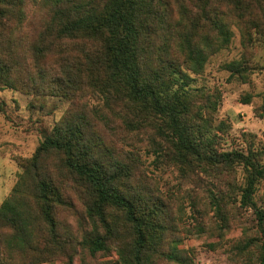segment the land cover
Returning <instances> with one entry per match:
<instances>
[{
  "label": "trees",
  "instance_id": "1",
  "mask_svg": "<svg viewBox=\"0 0 264 264\" xmlns=\"http://www.w3.org/2000/svg\"><path fill=\"white\" fill-rule=\"evenodd\" d=\"M31 2L40 13L39 26L37 20L25 21L27 0H0V84L17 85L26 63L19 51L25 47L43 81L42 65L50 59L61 62L52 90L75 99L78 108L69 110L45 137L25 164L14 193L0 206V264H41L56 258L73 264L76 245L91 256L114 250L117 264H152L150 251L161 237L157 219L162 214L136 189L134 171L121 159H134L143 145L163 156L156 135L169 143L174 159L190 168L198 164L218 176L242 166L246 184L241 203L256 209L264 236V211L254 202L257 186L264 180V146L248 154L218 153L210 121L202 117L195 123L204 109L214 110L217 102L208 97L205 106L198 107L187 72H203L209 57L228 47L226 15L247 20L263 40L264 0ZM30 27L40 30V40L18 44L21 36H17L22 31L27 34ZM252 37L249 41L255 42ZM227 69L243 70L238 62L229 63ZM33 89L40 92L43 87L35 84ZM149 131L151 135L140 138ZM50 155L58 156L60 167L82 187L77 191L87 201L91 229L81 240L59 228L57 212L66 211L69 202L45 165ZM212 201L224 216L215 194ZM117 213L136 235L132 249L121 244ZM262 249L264 264V242ZM169 258L179 262L175 255Z\"/></svg>",
  "mask_w": 264,
  "mask_h": 264
},
{
  "label": "rangeland",
  "instance_id": "2",
  "mask_svg": "<svg viewBox=\"0 0 264 264\" xmlns=\"http://www.w3.org/2000/svg\"><path fill=\"white\" fill-rule=\"evenodd\" d=\"M27 2L25 21L37 20L36 26H39L40 13L31 7V0ZM223 20L230 33L228 47L210 56L203 72L187 71L192 78V91L197 96L196 105L204 107L208 97L217 102L214 110L204 109L195 123L201 122L202 117L210 121V136L218 153L248 154L249 150L264 146V35L260 40L261 34L257 35L247 20H239L234 14L226 15ZM28 33L22 31L17 36H21L18 44L23 46L29 40H40L38 28L30 27ZM251 36L255 42L249 41ZM19 54L26 63L22 75H17V85L0 84V206L14 193L25 164L33 158L45 137L69 110L78 108L75 99L52 90L60 61L50 59L42 65L46 70L43 81L35 74L36 64L30 51L23 47ZM232 62L240 63L241 73L227 69ZM35 84L43 89L35 91ZM79 101L84 102V99ZM149 135L150 131L143 132L140 138ZM155 137L163 145V156L154 155L143 145L134 159H121L130 163L136 189L162 214L157 219L161 237L150 251L152 264H261L264 236L259 231L256 209L241 203L246 184L244 168L235 165L233 170H224L218 176L215 171H203L198 164L190 168L174 159L169 143L159 135ZM45 162L69 202L64 207L66 211L57 212L59 228L62 233L72 232L81 240L91 229L85 214L87 201L77 191L82 187L78 188L60 167L58 156L50 155ZM257 188L254 202L258 210L264 211V180ZM212 194L221 201L224 216L217 213ZM112 213L115 215V210ZM115 220L121 244L132 249L136 235L122 214ZM76 248L73 264L118 263L114 250L91 256L81 245ZM169 255H175L179 262ZM67 262L56 258L41 264Z\"/></svg>",
  "mask_w": 264,
  "mask_h": 264
}]
</instances>
